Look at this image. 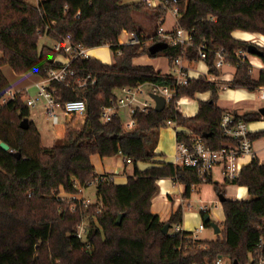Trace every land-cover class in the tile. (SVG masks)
Returning a JSON list of instances; mask_svg holds the SVG:
<instances>
[{
    "label": "trees",
    "instance_id": "obj_1",
    "mask_svg": "<svg viewBox=\"0 0 264 264\" xmlns=\"http://www.w3.org/2000/svg\"><path fill=\"white\" fill-rule=\"evenodd\" d=\"M175 4L177 21L169 32L177 27L191 31V40L184 44L158 36L167 10L151 8L141 0L130 4L121 0H37L36 4L0 0V101L10 90L1 71L4 64L16 74L32 73L42 78L49 69L60 66L56 59L61 54L53 46L38 48L44 35L54 43L70 35L72 44L87 50L108 46L114 52L111 65L91 57L71 62L74 75L70 80L90 73L95 78L93 84L68 88L55 81L48 83L47 89L60 103L83 99L86 104L84 121L75 124L71 120L62 126L51 147L42 146L41 134L30 119L26 90L17 91L0 106V142L9 146L8 151L0 148V264H205L218 257L227 264H256L259 258L264 260V164L255 157L241 167L237 178L224 180L245 187L248 198L220 203L224 219L211 241L196 240L182 230L172 233V228L182 223L181 206L166 221L151 211L161 179L181 185L184 199L190 197L192 185L212 182L210 177L201 182L194 172L176 164H158L142 171L135 167L124 184L105 180L95 187L96 199L88 205L60 199L61 193L78 192L75 183L84 186L96 177L91 156H121L126 165L134 166L149 161L157 134L167 121L201 136L211 149L233 143L220 128L221 117L227 112L217 105L222 83L207 78L220 77L221 72L213 66L216 51L223 49L232 55L246 49L247 42L235 39L234 32L264 37V0H177ZM139 12L153 16L155 26L148 29L152 31L149 36L133 17ZM123 32L134 33L137 41L119 44ZM155 43H161L162 48L150 53L148 48ZM203 44L209 49L207 75L185 85L177 84L171 73L134 64L143 55L165 57L170 69L180 56L196 64ZM261 60L264 62V56ZM146 82L167 85L174 91L162 111L136 113L137 124L130 130L122 126L120 116L108 123L100 121V107L109 104L115 91ZM260 85H264V71L254 79L247 61L237 66L228 83L233 89L255 90ZM206 92L209 98L199 101L195 115L181 113L180 101H191L196 94ZM229 113L246 123L263 117L258 111ZM23 119L28 120L25 129L20 127ZM186 135L175 133L176 140L186 139ZM263 136L264 131L249 134L252 141ZM15 152L20 153L19 158ZM213 184L217 194L224 195L218 184ZM98 208L100 212H96ZM80 223L86 228L84 241L74 235ZM165 224L169 225L166 234L162 232ZM204 226L209 227V221Z\"/></svg>",
    "mask_w": 264,
    "mask_h": 264
},
{
    "label": "built area",
    "instance_id": "obj_2",
    "mask_svg": "<svg viewBox=\"0 0 264 264\" xmlns=\"http://www.w3.org/2000/svg\"><path fill=\"white\" fill-rule=\"evenodd\" d=\"M30 1V0H26ZM35 4L37 0H33ZM146 3L147 6L151 8L162 7L167 10V13H171L174 19V24L177 21L178 7L176 6L177 0H141ZM170 4H172L170 6ZM161 21H164L162 19ZM163 23L159 25L157 29L158 36L163 40H167L171 43L179 42L181 44L187 43L191 40V31L184 30L181 27L175 28L172 32L166 31L162 27ZM174 26V25H173ZM127 35V40L125 42L119 39V44H133L137 41L134 33L123 32ZM70 35H66L60 41H57L53 45V49L59 52L65 59L63 62H59L60 66L57 68H51L47 71L44 78L40 77V81L34 86L37 89L36 96H29L26 99V104L29 107H34L38 102H41L47 118L52 126V128H59L69 123L71 120L75 124L82 123L85 118L86 104L83 99L68 100L60 103L54 96V93L47 89V85L50 81H55L57 83L63 84L68 88H83L89 83L93 84L95 78L92 74L88 73L83 78H75L73 81L70 78L74 75V71L70 69V64L73 59L77 57L87 58L88 50L84 47L70 42ZM257 46V45H255ZM259 49L264 50L261 46H257ZM209 49L205 44L200 46L197 52V62L203 64L206 63L207 53ZM117 54H120L118 51ZM258 58V57H257ZM231 60H236V63L232 64ZM248 62L250 67V72L253 68L259 69V74L264 71V62L259 57V65H255L251 61V55L246 49H239L232 55L226 53L223 49L215 52V58L213 60V66L216 70L224 71L226 69L233 70L235 72L237 66L242 62ZM172 77L175 79L176 83L179 85H185L191 79H198L207 75L206 73L197 72L196 76L192 75L190 68L184 65L183 57H177L173 61V66L171 68ZM258 74V76H259ZM233 74L230 79L225 82H221L222 86L228 88V83L231 81ZM258 78V77H257ZM209 81H218L214 76H209L207 78ZM260 92L259 98L264 100V85H260L255 88ZM27 91V90H26ZM15 93L10 92L8 98H3L0 101V106L5 104L9 99L14 98ZM174 91L167 85H160L157 83H141L133 87H122L114 92L113 99L110 100L109 104L102 105L100 107L99 118L103 123L110 122L114 117L120 116V112L124 111L128 115V120L123 121V127L127 130L135 128L137 120L135 118L136 113H146L149 110L154 109L155 101L152 96H158L164 99L165 105H167L174 96ZM60 115L63 120H61ZM175 125L172 121H167V125ZM248 123L243 120H235L234 115L229 112H225L220 121V128L223 135L229 138L233 143H228L218 150L211 149L206 145L203 138L193 132L186 130V139L175 141V161L178 166L188 168L197 175L198 180L205 182L207 177L210 176L214 168H221V174L224 180L232 181L239 175L241 166L238 163L239 158L248 156L251 160L256 156V152L253 148V141L250 139L248 130ZM179 127V126H177ZM177 132V131H176ZM129 163V160H126ZM112 179L111 176L106 174H96V177L85 183L84 186H77L78 192L76 194H63L60 195V199L67 200L68 203H80L83 205H88L92 201L89 198H85L83 195L84 190L90 186L96 187L105 180ZM195 185L191 186V191H194ZM71 210L74 209L72 205ZM207 208L204 206L201 212H206ZM96 212H100L98 208ZM203 225L200 224L197 228L198 231L203 229ZM172 233L180 232L181 225L176 224L172 228ZM86 228L83 223L77 225L74 235L80 239L85 240ZM205 264H225V260L222 257H218L213 263ZM256 264H264V260L259 258Z\"/></svg>",
    "mask_w": 264,
    "mask_h": 264
},
{
    "label": "rangeland",
    "instance_id": "obj_3",
    "mask_svg": "<svg viewBox=\"0 0 264 264\" xmlns=\"http://www.w3.org/2000/svg\"><path fill=\"white\" fill-rule=\"evenodd\" d=\"M140 0H121L122 4H130L134 3ZM33 4L35 3L33 0H30ZM134 19L138 22V25L145 31H148L149 28H153L155 26L153 16H151L148 13L144 12H139V13H134L133 15ZM171 20H174L172 17L171 13H167L165 16V23H163V28L166 29V31H171L173 29V25L170 28V30H167V28L171 24ZM151 30L146 33V35L151 34ZM119 39L123 42L127 40V35L125 33H122L119 37ZM238 40V39H237ZM240 41H245L247 43H252L257 46H261L264 48V38L257 35V34H251L246 40H240ZM149 43V42H148ZM54 45V41L48 38L46 35L42 36L38 42V48L40 49L42 46H49L52 47ZM1 55V52H0ZM88 57L97 59L101 61L104 64L111 65L114 60V52L109 48L108 46H100L96 48L89 49L87 52ZM65 59L63 56H58L56 61L58 62H63ZM251 60L259 64V57L251 55ZM135 65H158L161 64L162 66V71H169V68H167V60L163 56H159L156 58H150L147 55L140 56L134 60ZM184 65L188 68H193L195 64H191L189 62L184 61ZM1 71L3 76L6 78L10 85V90L8 94L5 96V98L9 97L10 92H15L17 90L25 89L27 90V94L29 96H36L37 95V89L35 88L34 84L39 81V77L36 74L32 73H26V74H16L12 68L4 64L1 67ZM170 73L172 70L170 69ZM232 71H229V74L231 75ZM251 76H253L255 79L257 78L259 74V69L258 68H253L252 72H250ZM228 79H230L228 77ZM222 91L219 93V98L217 101V105L223 109H234L236 110L237 113L244 114L246 112L250 111H257L259 108L264 107V100H261L259 98L260 92L258 90H249L244 87H239V88H225L222 86ZM208 94V93H207ZM209 95V94H208ZM203 97L202 94H196L194 99L191 101H180L179 102V107L181 108V111L185 110V106L182 105H188L189 107L192 106L193 108H197V104L200 99ZM42 103L38 102L36 106L30 107L31 111V116L34 118L38 125V129L41 134V143L43 147H51L54 142L57 140L55 137H57V133L62 129V127L59 128H52L49 120L47 121L46 116L43 114V111L41 110L42 108ZM120 117L122 121L126 122L128 120V115L126 112L121 111ZM195 115V114H194ZM61 120H63L62 116L60 115ZM248 127L250 125L252 126H261L263 127L261 131L264 130V116L254 122H250L247 124ZM184 128L182 127H177L175 125H167L166 127H163L159 130L157 137H156V143L154 145L153 149V156L149 161L145 162H139L137 163L140 167L143 166L145 167H151L154 165H158L161 163V159L166 158L165 156L161 155V151L165 153L167 157L172 155V158L175 156V133L181 132ZM164 134L165 135V143L164 145L161 143L159 139V135ZM159 140V143H158ZM254 148L256 150H259L260 148H264V136L256 139L254 141ZM258 157H264V152L260 153ZM91 163L92 161L94 164H98L99 160H101L97 155L91 156ZM106 160V163H112V165H117L121 163V158L120 157H115L111 159H102ZM174 164L177 165L176 161ZM264 164V160H263ZM145 165V166H144ZM133 165H127L126 166V173L128 176L133 174ZM213 179L211 180V183H202L197 186H195L194 191L191 192V196L188 199H185V203H183V224L184 227H191L190 231H194V229L198 226V223L192 219L190 221V217L192 214L196 213L198 215L199 211L204 208V206L207 209L214 208V206L217 207L216 210L211 209V212H220L221 214L219 217L222 219L223 211L222 208H219L218 201H217V192L215 191V187L213 182L218 181L219 182V189L221 187H227V193H230L232 197H235V191L237 189L236 186H233L232 184H227L224 181V178L220 175H218V171L213 172ZM167 183L171 185V189L173 192H170V198L172 201L176 202L180 199V194L179 190H181V186L177 183H173L171 179H166ZM64 193H61L63 195ZM84 196L85 198H91V201H94L96 199V193H95V188L90 186L84 191ZM246 196L248 198V194L246 191ZM245 198V199H247ZM188 204V205H187ZM155 208H159V205L155 204ZM152 211V209H151ZM208 215V214H207ZM209 217V216H208ZM224 217V216H223ZM215 216L212 218V222L214 220ZM219 219V218H218ZM188 221L189 223H187ZM218 222L219 220H214ZM221 221V220H220ZM219 223V222H218ZM225 264H227V261H225Z\"/></svg>",
    "mask_w": 264,
    "mask_h": 264
},
{
    "label": "crops",
    "instance_id": "obj_4",
    "mask_svg": "<svg viewBox=\"0 0 264 264\" xmlns=\"http://www.w3.org/2000/svg\"><path fill=\"white\" fill-rule=\"evenodd\" d=\"M171 21L172 22H171L170 26L167 28V30H170V28L173 25V21L174 20H171ZM163 23H165V17H164V22ZM235 34H238V35H241V36H246V34H247V37H249L251 35L249 33H244V32H238V31L237 32H234L232 34V36L235 39H238V40H243V39H241L239 37H236ZM0 58H2V53L0 55ZM255 65L257 66L259 64H256L255 63ZM151 66L154 67L155 70L160 71L161 73H170L169 72L170 71V67H169L168 61H167V68H169V71H162L161 68H162L163 65H161V64H158L156 66H154V65L151 64ZM190 69H191V71L193 70L191 72L193 76H196L197 75V72H200V73H206L207 72L206 65L203 64V63H201V62H197L195 64V66L193 68H190ZM230 70L231 69L228 68V69H226L224 71H221V74H220V77H219L218 81L219 82H225V81H227L228 77L231 78V75L233 74V70H231L232 71L231 75L229 74V71ZM39 81H40V77H39ZM24 90H26V88ZM17 91H19V90H17ZM17 91H15V92H17ZM207 93L209 94V92L201 93L203 95V97H201L202 99H200L201 101H205V100H207L209 98V95L210 94L208 95ZM182 106H185V110L184 111L183 110L181 111V108L179 106H178V108L181 111V113L183 115H185V116H193L197 112V109H198V104H197V108H193L192 106L189 107L188 105H182ZM221 109H223V108H221ZM41 110L43 111V114L46 116V119L48 121V118H47V115L45 113V110H44L43 106H42ZM223 110H225L227 112H230V111L236 112V110H234V109H223ZM237 114H240V113H237ZM30 119L34 122L35 126L38 128V125H37L36 121L31 116V111H30ZM262 128L263 127H261V126L259 127V126H252V125H250L248 127V130H249V132L255 133V132H260L262 130ZM182 131H184V129ZM158 137H159L161 143L164 145V143H165V135L164 134H161ZM175 141H176V136H175ZM254 141H253V144H254ZM158 143H159V140H158ZM253 148H254V145H253ZM254 150L256 152V156H257V159H258L259 163L260 164H263L264 157H258V155L260 153L264 152V148H260L259 150H256L254 148ZM161 152H162L161 155L165 156L166 158L161 159L162 161L159 164H163V163H172V164H174V162H175V156H174V158H172V155H170L169 157H167L165 155V153H163V151H161ZM116 157H120L121 158V163L120 164H117V165H114V166L112 165V163H109V162L106 163V160L105 161L102 160V159H107V158H102L101 159L99 157L101 160H99V163L98 164H94V162L92 161V165L94 167V173L95 174H110L112 176L111 178H112V180H113V182L115 184H124L127 181V177H128V175L126 173V166L127 165L124 163V160H123V158L121 156H116ZM112 158H115V157H112ZM108 159H111V158H108ZM250 161H251V158L248 157V156H245V157L239 158L238 163L242 167V166L247 165L248 163H250ZM128 165H132V164H128ZM135 167H137V169L138 170H141V171L144 170V169H146V168H148V167L143 168V166L140 167L138 164H136L135 166L133 165V171H134V168ZM215 170L218 171V175L222 176V174H221V168L220 167L214 168L213 171L211 172L210 176H209L210 177V180H214L213 179V172ZM165 180L166 179H161V180L157 181V192H156V194L154 195V197L152 198V201H151V209H152V212L154 214L158 215V217H159V219L161 221H166L168 219L169 215L171 214V212H173L179 206H181L183 208L182 205H183V203H185V199L182 198L183 187L180 185L181 186V190H179L180 199L178 201L174 202V201H172V199L170 198V195H169L170 192H173L172 189H171V185L169 183H167V181H165ZM171 181H172V179H171ZM214 183H217L219 185V182L218 181H216ZM233 186H236V185H233ZM236 187H237V189L235 191V197H232V195L230 193H227V189H228L227 187H221V190H222V192L224 194V197L226 199H236V200H244L245 198H247V196L245 194L246 191H247V189L245 187H238V186H236ZM95 193H96V190H95ZM216 196H217V201H218V194H216ZM89 199H91V198H89ZM156 202L159 205V208H155ZM218 205H219V208H220L221 205H220L219 201H218ZM211 209L216 210L217 207L214 206V208H211ZM211 209L210 208L207 209L206 210V214H208L210 221H212V218L214 216H215L214 220H219L218 221L219 223L216 222V221H214V220H213V222L220 229V226H221V223L223 222L224 217H223V215H221L222 216V219H221L219 217V215L221 213L220 212H214V210H213V212H211ZM189 217H190V221L192 219H194V221L198 223V226L194 229V231H190L191 230L190 229L191 227H186V228L184 227L183 218H182V223H181V230L182 231L190 232L191 235H192V237L194 239L200 240V241H211V240L216 239V237H217L218 234H215L214 233V231L211 228V226H209V227L204 226V220H203L204 218H203V215H202L201 211H199L198 215H196V213H194V214H192V216H189ZM186 222L189 223L188 221H186ZM200 224H202L204 227H203L202 230L198 231L197 228L199 227Z\"/></svg>",
    "mask_w": 264,
    "mask_h": 264
},
{
    "label": "water",
    "instance_id": "obj_5",
    "mask_svg": "<svg viewBox=\"0 0 264 264\" xmlns=\"http://www.w3.org/2000/svg\"><path fill=\"white\" fill-rule=\"evenodd\" d=\"M162 48V44L161 43H155V44H152L151 46H149L148 48V51L150 53H154L158 50H160ZM246 50L247 52L250 54V55H254V56H257V57H260L262 58L264 56V51L259 49L257 46H255L254 44L252 43H247V47H246ZM152 99L155 101V106H154V111L156 112H160L164 109L165 107V101L163 98L161 97H158V96H152ZM261 116H264V107H261L257 110ZM27 125H28V120L27 119H23L20 123V127L21 128H27ZM203 136H206V134H203ZM0 148L5 150V151H8L9 150V146L4 143V142H0ZM13 155L16 157V158H19L20 157V153L19 152H15L13 153ZM226 198L224 197V195L222 194H219L218 195V201L219 203H221L223 200H225ZM121 215L118 217L117 219V224H120L121 222ZM203 220L204 222H208L209 221V226H211V228L213 229L214 233L215 234H219L220 232V229L218 228V226L209 220V217L207 214H205L203 216ZM168 229H169V225L168 224H165L163 229H162V232L164 234H166L168 232ZM234 264H236V262H234Z\"/></svg>",
    "mask_w": 264,
    "mask_h": 264
},
{
    "label": "bare ground",
    "instance_id": "obj_6",
    "mask_svg": "<svg viewBox=\"0 0 264 264\" xmlns=\"http://www.w3.org/2000/svg\"><path fill=\"white\" fill-rule=\"evenodd\" d=\"M235 36L236 37H239V38H241V39H243V40H246L248 37H247V34H246V36H241V35H238V34H235ZM260 36V35H259ZM261 37H263V36H261ZM264 38V37H263Z\"/></svg>",
    "mask_w": 264,
    "mask_h": 264
}]
</instances>
